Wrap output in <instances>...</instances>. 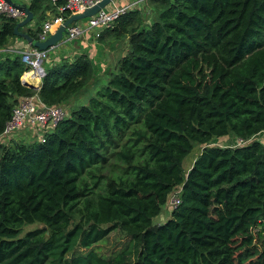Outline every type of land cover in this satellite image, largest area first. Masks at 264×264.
Returning <instances> with one entry per match:
<instances>
[{
	"label": "trees",
	"instance_id": "obj_1",
	"mask_svg": "<svg viewBox=\"0 0 264 264\" xmlns=\"http://www.w3.org/2000/svg\"><path fill=\"white\" fill-rule=\"evenodd\" d=\"M149 1L148 23L132 11L101 34L127 38L106 82L87 54L46 69L38 92L20 57L0 63V135L22 97L95 90L42 141L0 143V264H264V0ZM60 5L33 0L25 32L38 40ZM17 23L0 18V49ZM114 232L123 246L98 253Z\"/></svg>",
	"mask_w": 264,
	"mask_h": 264
},
{
	"label": "built area",
	"instance_id": "obj_2",
	"mask_svg": "<svg viewBox=\"0 0 264 264\" xmlns=\"http://www.w3.org/2000/svg\"><path fill=\"white\" fill-rule=\"evenodd\" d=\"M51 1L54 5L61 2V5L56 8L58 11L57 16L49 17L42 23L41 33L38 35L40 42L45 41L71 16L81 14L104 0ZM143 1L147 2L149 0H128L129 3L123 6H117L115 2H112L92 17L70 25L60 44L75 43L84 35H88L93 41H98L101 34L106 30L112 29L122 16L140 9ZM1 17L11 18L20 22L26 15L21 7L10 4L5 0H0ZM54 48L47 51H39L30 47L29 50L20 53V60L27 70L23 75L31 74L32 78L38 79V81L41 80L45 76V63L49 60L51 51ZM22 81L24 80L21 77ZM67 106L64 104L45 105L37 94L20 98L13 108L3 133L0 135V143L27 141L28 134L31 132L39 136V139L36 140L42 141L46 133L52 132L60 122L68 117ZM239 143L244 144L242 141ZM179 203V192L177 191L171 196L168 209L172 211Z\"/></svg>",
	"mask_w": 264,
	"mask_h": 264
},
{
	"label": "rangeland",
	"instance_id": "obj_3",
	"mask_svg": "<svg viewBox=\"0 0 264 264\" xmlns=\"http://www.w3.org/2000/svg\"><path fill=\"white\" fill-rule=\"evenodd\" d=\"M116 2H117V4H119V3L123 4L125 2V0H118ZM149 2L150 1H147V2L143 1L142 4L140 5V9L137 10L140 13V16H139L140 21H141L140 23L145 22V24H146L151 20V18H149L151 16L150 13H152L155 8H154V5L149 3ZM152 16H153V14H152ZM145 17H146V19H144ZM137 24H138V21H135L133 26L134 25L136 26ZM114 26H117V25H114ZM106 41L107 42L114 41V42L112 44L113 48L110 52L112 54V56L108 55L107 59L105 60V65H107V66L103 67V71L106 69L105 73L109 71V70L107 71V67H108V69L110 68V66H112L111 68H113L114 67L113 64L115 63V61L118 60L119 56L126 51L127 38L125 39V35L119 36L117 39L116 38L112 39L111 37H107ZM113 57H115V61H114ZM97 71H98V69H96V67H95V73L94 74H96ZM103 71H100L97 76L95 75V78H97L99 82H106V74ZM94 91H95L94 89L88 90L87 93L82 94L81 96L76 97V99L71 101L70 104L67 106L68 108L66 109L68 111V113L71 111V109H73L75 107L85 105L87 103L88 98L93 95ZM35 139H39V136L37 134L31 132L28 134V137L26 139L27 140L26 143L32 142ZM257 139H259L264 144V134L259 136ZM227 141L228 140H225V139H219L218 141H215L213 143V145L222 146L224 144H227L226 143ZM230 141H231V138H230ZM229 144H231V142ZM229 144H227V145H229ZM232 145H234L233 141H232ZM201 151H202V147L195 146L193 151L185 159V161L182 164L184 174H186L188 172L189 167L191 166L194 159L200 154ZM169 217H170L169 209L167 207H163L161 214L156 216L152 220L153 225L163 224L165 221H167L169 219ZM40 227H41L40 224L29 225L23 229V232L25 233L27 231L38 229ZM124 243H125L124 236L119 232H114V233L110 234L107 237V239H105L103 242H101L100 244H98L96 246L97 252L106 256V257H109V256L115 254L116 252H118V250L123 246Z\"/></svg>",
	"mask_w": 264,
	"mask_h": 264
},
{
	"label": "crops",
	"instance_id": "obj_4",
	"mask_svg": "<svg viewBox=\"0 0 264 264\" xmlns=\"http://www.w3.org/2000/svg\"><path fill=\"white\" fill-rule=\"evenodd\" d=\"M32 1L33 0H11L13 4L21 8H24V7L29 8ZM128 3H129L128 1H125L123 4L122 3L117 4V2H115L117 6H123ZM34 20L36 22L37 19L35 18ZM34 25L35 23L33 21L28 27L24 28L22 32H25L26 29L28 28L29 29L35 28ZM109 43H110L109 46H106V44L103 42L91 40V38L88 35L82 36L80 39H78V41L72 44L71 43H65V44L59 43L60 45L58 44L51 51V54H50L51 56L49 60L47 61V63H45V69L51 68L53 65H55L56 63H59L63 59L71 60L78 54H87L89 59L92 62L93 72L95 73V67L96 69H98L96 74H94V76L95 75L97 76L100 71H103V67L107 66L105 65V60L107 59V56L108 55L112 56L110 52L113 48V45H112L113 42L110 41ZM29 49H30V46L24 40L17 37L16 39L11 40L9 44L6 45L4 48L0 49V63L6 59L14 60L16 58H19L20 53L26 50H29ZM123 54L124 53H122L121 56ZM113 58L115 61V57ZM116 62L117 60L115 61V63ZM107 71H108V67H107ZM31 84L38 88V90H35L36 92H38L40 85H41V80H39L36 83H31Z\"/></svg>",
	"mask_w": 264,
	"mask_h": 264
},
{
	"label": "water",
	"instance_id": "obj_5",
	"mask_svg": "<svg viewBox=\"0 0 264 264\" xmlns=\"http://www.w3.org/2000/svg\"><path fill=\"white\" fill-rule=\"evenodd\" d=\"M5 1H7L10 4H13L11 2V0H5ZM116 1H118V0H104V1L100 2L98 5L90 8V9L85 10L81 14L71 16L60 27H58L53 34H51L43 42H40L39 40L32 38L27 32H21L20 31L21 29L28 27L32 23L31 21L33 19V15L29 11V9L24 7L22 9L24 10L26 17L22 21H20L16 24V26L14 27V30H13V34L16 37L24 40L30 47L35 48L39 51H47L51 48L56 47L59 43L62 42L64 35L67 33V28L70 25H72L78 21L84 20L86 18L92 17L97 12H99L101 9L105 8L106 6L111 4L112 2H116ZM125 1H128V0H125ZM22 84L25 87H28L30 89L38 90V88L36 86L32 85L31 83H27L26 81H22ZM42 228H45V227H42Z\"/></svg>",
	"mask_w": 264,
	"mask_h": 264
},
{
	"label": "bare ground",
	"instance_id": "obj_6",
	"mask_svg": "<svg viewBox=\"0 0 264 264\" xmlns=\"http://www.w3.org/2000/svg\"><path fill=\"white\" fill-rule=\"evenodd\" d=\"M22 79L26 81L27 83H36L38 82V79L32 78L31 74H25L22 76Z\"/></svg>",
	"mask_w": 264,
	"mask_h": 264
}]
</instances>
